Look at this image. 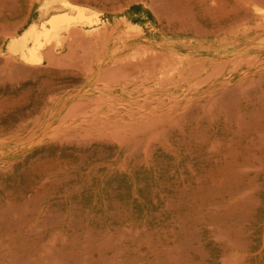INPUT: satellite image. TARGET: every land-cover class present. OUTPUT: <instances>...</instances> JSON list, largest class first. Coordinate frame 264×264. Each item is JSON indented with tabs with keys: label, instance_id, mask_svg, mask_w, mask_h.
<instances>
[{
	"label": "bare ground",
	"instance_id": "6f19581e",
	"mask_svg": "<svg viewBox=\"0 0 264 264\" xmlns=\"http://www.w3.org/2000/svg\"><path fill=\"white\" fill-rule=\"evenodd\" d=\"M133 1L144 2L153 14L157 15L161 24L170 29L224 31L236 26L244 19L246 21V18L253 13L264 22V13L257 14L258 12L256 13L247 4V0L246 2L242 0L243 2L240 3H237L239 0L235 2L234 0H210V2L207 0H0V86L4 89L0 93L1 129L5 127L6 122L14 126L15 122L26 121L35 114L42 101L53 99L52 94L56 90L72 86L77 76L83 77L87 74V69H91L93 60L92 65L88 63L89 66H87L84 56L80 57L84 60L83 66L79 61L77 63L81 66L77 65L73 58L75 64H67L65 60L64 66L63 63L57 65V60L63 55L58 52L60 48L72 50L73 45L81 40L78 44H84L85 50L88 51L91 48L87 49L85 42L101 46L112 34L109 26L98 24L97 14L89 8L88 4H99L105 9L118 8L124 3ZM257 1L261 0L253 2L258 4ZM36 5L39 6L38 14L33 18L32 13ZM263 6L264 2L262 8ZM23 11H27V15L20 26L23 28L30 19H33V23L29 28L16 33L19 24L17 26L13 20ZM262 24L259 25L260 28L264 27ZM80 45L76 47L79 49ZM84 48L82 47L81 51ZM142 49L141 52L146 50V48ZM71 52L74 53L73 50L68 52L70 58H67L73 62ZM76 55L73 57L81 56L79 53V56ZM119 59L110 62L108 71L96 72V69H92L91 72L90 70L94 77H97L96 83L99 89L97 92L99 97L95 99L97 102L90 100L88 102L82 98L79 103L77 102L78 104L73 105L71 110L67 109V111L70 110L69 118L80 116L85 121V117H89L90 114L84 112L87 106L92 104L95 106H92L94 111L99 112L106 108L108 102H113L111 98H106V94L114 90L115 86L121 87L126 84L120 82L125 72L122 69L131 61L127 59L129 62L127 64L120 62ZM136 61L133 64L135 63L136 68H139L138 72L140 70L146 73L141 71L142 66L138 64V67ZM145 61L143 65L146 64ZM178 62L180 64L176 69L180 71L184 61L178 60ZM235 67L237 68L238 65ZM99 68L101 69L102 65ZM147 73L149 74V70ZM250 83H247V87L253 85ZM239 88L237 87L238 90H236L238 93ZM6 89L8 91L4 93ZM261 89H259L260 92ZM246 99L251 101L249 97ZM32 100L36 102L33 105ZM210 107L211 105L208 108ZM231 109L229 111L233 112L234 109ZM210 110L213 112L212 108ZM242 111H244V117L239 114L237 117L235 113L227 116L228 129L224 128L221 134H215L217 130L214 126L220 127L219 118L222 119L217 115L210 120L215 130L214 135H207L206 132L209 131L206 129L207 122L203 124V129L201 121H198L186 130L184 138L179 136L168 140L171 149L173 147L176 150L169 151V146L168 148L161 146L166 150L133 158L134 166L130 169L133 174L130 185L134 186L132 194L123 189L122 185L125 183H122V179L114 177V175L122 174L118 170L108 168L105 171L97 169L91 172L89 180L84 184V187H87L84 190L89 197L88 204L85 206V203L81 201L85 199V193L83 194L82 188H78V192H82L80 195H83V199L75 197L76 199L71 200V202L75 201L76 214L68 217L61 210H55L53 225L56 227L59 225L58 227L63 229L58 232L55 231L56 227L54 232L45 230L39 240L32 242L26 254L20 252L19 247L27 235L15 237L16 233L26 227L21 220L30 215L28 212L26 216L21 215V205L25 201L28 203V198L32 196L35 201L33 208H36L34 211L42 213L41 210L48 200H45L46 196L51 192L66 189L72 184L55 183L54 186L46 189L48 185L30 181V169L23 170L20 182L14 181L10 184L7 181L3 182L0 178V206L3 208L1 215L5 217L0 219V264H264V104L252 106L250 103ZM66 116L65 114L64 118ZM95 116L105 119L107 115L97 113ZM235 116L237 118H234ZM231 121L237 122V125H231ZM172 124L174 126V123ZM227 131L231 133L225 134ZM151 135L155 137L154 131L153 134L151 131L150 139ZM86 136V138H82L83 136L80 138L88 142L102 139L90 133ZM163 136L166 137L164 134ZM66 137L72 139L69 135ZM168 154H171L174 159L172 169L168 167L171 163L166 158ZM181 155L189 156L190 160L183 164ZM155 169L160 170L157 178L162 185V190L160 194L157 191L152 193L146 191L145 194L150 199L155 197L157 204L166 203V207L162 206L157 211L155 207L143 210V192L140 189L142 186L138 184ZM2 170L3 168H0V176ZM75 179H79V176L75 175ZM29 192H33L32 195H29ZM26 205L28 207V204ZM50 206H47L46 210L49 211L52 208ZM39 216H33L32 230L45 225L46 221L42 218L39 220ZM72 219L75 225L82 227L83 232L86 231L81 246L77 244L79 242L74 243L73 240V244L78 246H65L70 243L64 240L67 238L66 228L70 227ZM39 236L40 234L37 238ZM29 237L30 235L27 236ZM21 238L22 240H18ZM75 238L79 237L76 235ZM81 238L82 235L79 239ZM37 252L41 253L35 256Z\"/></svg>",
	"mask_w": 264,
	"mask_h": 264
},
{
	"label": "rangeland",
	"instance_id": "374dc122",
	"mask_svg": "<svg viewBox=\"0 0 264 264\" xmlns=\"http://www.w3.org/2000/svg\"><path fill=\"white\" fill-rule=\"evenodd\" d=\"M207 1L210 2V0ZM235 1L236 0H234V2ZM241 1L242 0H239L237 3ZM243 1L246 2V0ZM253 1L254 0H247V4L250 5L256 13L258 12L257 14L261 12L264 13V8H262L264 1H257L258 4L259 2L260 5L262 4L261 6ZM88 6L97 14L99 19L98 24H100V26L106 24V26L112 29V34L101 46H94L92 43L85 42L87 49L90 47L91 51L85 50L84 44H78L81 40L75 44H77L78 47L79 45L81 48L83 47V51H81V48L78 49L75 44L71 48L74 51V53L71 52L73 55L70 53L71 60L73 58L75 63L79 61L82 66L84 65V60L87 66H89L88 63L92 65L93 60L91 69H87V74L83 77L77 76L72 82V86L56 90L52 94L54 96L53 99L42 101L35 114L26 121L22 123L15 122L14 126L8 125V122H6L5 127L2 129L0 127V168H3L0 178H2L3 182L7 181L10 184L14 183V181L20 182L23 176V170L30 169V181L42 182V184L48 185L46 189L54 186L55 183L72 184L66 189L51 192L46 196L45 200H48L41 210L43 211L42 213L34 211L36 208H33V206L35 207V201H33L34 197L32 196L28 198V203L27 201L23 202L21 205L22 209L19 207L21 215L26 216L28 212L30 215L26 217H31L30 219L24 217L21 220L23 221L22 224L25 223L24 225H26V227L15 235V237L30 235L29 238H27V236L24 238L23 244L19 247V251L25 254L28 251L27 249L31 247L32 242L34 243V241L39 240L45 230L49 232L53 230L54 232V227L56 226L53 225L52 221L55 219V215L53 216L55 210H61L64 215L68 217L69 215L74 216L77 208L74 204L75 201L71 202V200L76 199L75 197L83 199V195H80L82 192L83 194L85 193V199L80 200L85 203V206L88 204L89 199L87 198L89 197L86 195V190H84V188H87L84 187V184L89 180V174L91 172L97 169L105 171L108 168L118 170V172L122 174L114 175V177L116 179L119 178V180L122 179V183H125L122 185L124 186L123 189L125 188L128 191H126L127 193L132 194L134 186L130 185L133 179V174L131 173L132 171L130 172V169H133L134 166L132 165L134 164L133 158L145 156L154 151H165L166 149L161 146L167 148L169 146V151L176 150L173 147L171 149V144H168V140L179 136L184 138L186 130L197 124L198 121H201V128L203 129V124L207 122L206 129H209V131L206 132L207 135H214L213 132L215 130H217L215 134H221L224 128L228 129L227 125L229 122L226 120L228 119L227 116H232V113H235L237 117L238 114L244 117V111L242 110L245 109L246 105L250 103L252 106L264 104V27L261 26L260 28L259 26L262 23V25H264V22H262L256 14H251V16L247 17L248 19L246 18V21H244V19L236 26L226 29L227 31H209L204 29L200 31L187 29L184 31L165 28L157 15L153 14V11L142 1L124 3L123 6L118 8L104 9V7L99 4H88ZM256 7L258 9H256ZM38 9L39 6L36 5L32 13L33 18L37 16ZM26 15L27 11H23L22 14L13 20L14 24L17 26L19 24L20 26ZM32 23L33 19H30L23 28L22 26H18L16 33L29 28ZM257 23L260 24L257 25ZM255 25L259 28H255ZM141 47L143 49L146 48V50L141 52ZM5 50H7L6 46ZM68 50L69 49L63 48L58 50L60 55L63 54V57H59L57 65L63 63L62 65L64 66L66 62L67 64H75L73 60V62L69 60L70 56H68V52L72 50ZM92 50H94V52ZM137 51L140 52V54ZM78 53L81 56H79ZM145 53L149 55L147 56ZM74 54H77L76 56H79V58H77L80 60L76 57L74 58ZM141 54H145L144 57H142ZM157 54L160 55V57H158ZM80 57H83L84 60ZM159 58L161 60L163 59V61H160ZM177 58L178 60L184 61V66L180 71L176 69L180 64ZM118 59L120 62L127 64L129 63L128 60L131 61L127 66L124 65L122 69V71L124 70L125 72L123 71V77H121L122 79L120 82H125L126 84L121 87L115 86L114 90L106 94V98H111L113 102H108V105L105 106L106 108L99 112L94 111V105L91 104L87 106L84 112L90 114L89 117H85V121L80 118V116L69 118L71 108L75 106V103L78 104L82 98H85L87 101L97 102L95 99L99 97V93H97L99 89L97 87L98 83H96L97 77H94V74L91 73L92 69H96V72L108 71L110 62ZM153 59H155L154 61L156 62H154ZM167 59L170 60V62ZM249 59L253 61H249ZM65 60L66 62H64ZM135 60H137L136 63L138 62V67L141 64V71L146 73H142L140 70L138 72L139 68H136L135 63L133 64ZM143 60L146 62V64H144L145 66L143 65ZM78 63L77 65H80ZM101 65L102 68L100 69L99 66ZM237 65L238 67L236 68L235 66ZM143 66L147 67L144 68ZM150 68H152L151 71L153 70V73L150 71ZM129 69H131V72H129ZM145 69H147V71L149 70V74ZM133 73H135L134 76L132 75ZM208 73L211 74L209 75ZM212 74L214 76H211ZM127 75L129 77L126 78ZM130 75H132L133 78ZM251 77L252 80H250ZM258 77L261 79H257ZM250 82H252L253 85ZM247 83H250L252 86L247 87ZM259 86L262 88L261 92ZM237 87H240L239 93L236 91L238 90ZM252 87H254L253 90ZM246 90L248 91L245 92ZM3 91L4 89L0 86V93ZM7 91L6 89L4 93ZM248 97L251 101L246 99ZM116 100L118 101L116 102ZM228 102L230 103L228 104ZM35 103L36 102L32 100L31 104L33 105ZM208 104L209 106L211 105L210 108H208L209 106L207 107ZM201 106H203V108H201ZM211 108L213 112L210 110ZM230 108L234 109L233 112L229 111ZM67 109L70 110L67 111ZM64 113L67 115L66 118H64ZM97 113H103L107 116L105 119H102L95 116ZM217 115H219V117L221 116L224 120L219 118V120H221L219 123L221 126H214V130L210 120ZM237 117L235 116L234 118ZM113 120H117V125ZM172 123H174V126ZM119 124L121 126L118 127ZM230 124L236 126L237 122L231 121ZM136 125L137 127L135 128ZM101 127L105 129H99ZM127 129L129 130L127 131ZM151 131L152 134L154 131L155 137L151 135L152 138L150 139ZM228 131L225 134L231 133ZM82 133H90L102 139H98L95 142H88V140L82 139L87 137L86 134L83 135ZM52 134L54 135L50 136ZM163 134L166 137H164ZM68 135L72 139H68V137H66ZM110 135H113L114 138ZM118 135L121 136L119 137ZM80 136L83 137L80 138ZM95 136L93 137L96 138ZM61 138H66L65 140L67 142ZM73 138H76V141ZM115 138L117 139L115 140ZM154 139L156 141H154ZM80 140L83 141L80 142ZM166 158L171 162L168 167L172 169L174 165L172 155L168 154ZM180 159L183 164H186L190 160L189 156L185 155H181ZM158 172H160V170H152L151 174H147V176L141 180L142 182L138 184L142 186L140 189L143 192V210L154 209L152 207H155L157 211V209H161L162 206L166 207V203L157 204L155 197L150 199L147 194H145L146 191L150 193H152V191H157V193L160 194L162 185L157 178ZM75 175L79 176V179H75ZM78 188H82V192H78ZM29 193V195H32L31 193L33 192ZM128 197L130 199L131 195ZM90 199L92 198L90 197ZM26 204H28V207ZM47 206L52 208L48 211L46 210ZM1 212H3V208L0 206V216H2ZM49 213L52 216H50ZM34 215H40L39 220L42 218V220L46 221L45 225L38 227L37 230L31 229ZM3 218L5 217H0V219ZM72 221L73 224L74 219H72ZM72 224L69 228H66L65 233L67 238L64 240L67 243L70 241V243L64 245H76L73 244L74 241V243L79 242L77 244L81 246L80 244L84 241L83 235L86 234V231L83 232L82 227L75 225V223ZM58 226L55 228L57 232L63 229ZM75 232L79 238L82 235L81 240L75 238ZM39 234L40 236L37 238ZM18 240H22V238ZM40 253L41 252H37L35 256Z\"/></svg>",
	"mask_w": 264,
	"mask_h": 264
}]
</instances>
